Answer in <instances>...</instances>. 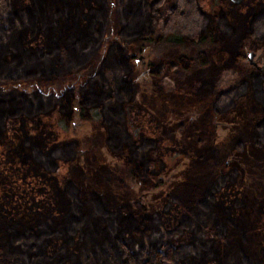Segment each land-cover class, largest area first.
Listing matches in <instances>:
<instances>
[{"label": "trees", "instance_id": "16d2710c", "mask_svg": "<svg viewBox=\"0 0 264 264\" xmlns=\"http://www.w3.org/2000/svg\"><path fill=\"white\" fill-rule=\"evenodd\" d=\"M109 6L117 27L106 35ZM117 35L134 38L140 51L160 41L197 47L157 60L156 74L204 64L200 47L225 38L240 61L246 43L264 35V0H0V264H264V187L243 220L244 189L224 161L193 198L166 190L149 207L137 198L135 208L108 205L93 188L82 198L73 178L59 173L89 139L70 125L89 119L103 125L108 149L125 152L130 179L160 183L166 160L179 152L154 117L138 115L139 71ZM99 47L95 68L77 71ZM247 67L205 111L223 112L248 87L259 112L251 139L264 147V66Z\"/></svg>", "mask_w": 264, "mask_h": 264}, {"label": "rangeland", "instance_id": "374dc122", "mask_svg": "<svg viewBox=\"0 0 264 264\" xmlns=\"http://www.w3.org/2000/svg\"><path fill=\"white\" fill-rule=\"evenodd\" d=\"M234 7L237 8V5ZM108 14L104 28L106 35L113 33L117 27L114 7L109 6ZM116 39L124 50L132 51L131 64L139 71L132 81L133 102L138 108V115L145 122L147 118L151 120L154 117L161 138L177 147L179 152L166 160L160 183L155 184L156 179L152 176L130 179L124 171L125 152L108 149L104 142L103 125L89 119L70 125L72 134L81 139L88 135L89 139L86 146L76 148L67 168L60 169L59 173L73 178L82 198L88 189L93 188L99 191L108 205L127 201L133 204L137 198L149 207L162 200L166 190L178 193L186 200L193 198L194 193L209 182L215 169L224 161L237 169L246 200L241 218L249 222L252 197L255 194L260 196L263 191L260 189L264 187V147L254 144L251 139V125L259 112L248 87L223 112L209 116L205 111L206 102L217 89L246 78L245 72L250 63L245 57L240 61L233 59L232 38L202 45L200 48L206 59L204 64L192 62L188 68L166 67L157 74L150 73L144 66L149 67V62L168 59L179 53L193 55L197 47L186 41L183 46L160 41L150 43L140 51L134 38L117 35ZM248 48L254 50L256 62L264 65V35L248 41L244 55ZM219 49L222 52H216ZM215 52L216 58L222 56L220 63L213 59ZM100 54L101 47L76 70H93ZM139 54L144 62L137 58ZM73 73H63L61 76L70 78ZM205 126H208V131H205ZM210 145L216 150L215 154L210 155ZM147 165L151 167L153 163ZM132 207L135 208V205Z\"/></svg>", "mask_w": 264, "mask_h": 264}, {"label": "water", "instance_id": "95a60500", "mask_svg": "<svg viewBox=\"0 0 264 264\" xmlns=\"http://www.w3.org/2000/svg\"><path fill=\"white\" fill-rule=\"evenodd\" d=\"M230 1H232L234 3H237V2H239L241 0H230ZM253 54H254V50L253 49L248 48V49L245 50V58L247 59V61L250 64L254 65L256 68H259L260 69L262 67V65L261 64H258L256 62V60L253 58Z\"/></svg>", "mask_w": 264, "mask_h": 264}, {"label": "flooded vegetation", "instance_id": "af4514ba", "mask_svg": "<svg viewBox=\"0 0 264 264\" xmlns=\"http://www.w3.org/2000/svg\"><path fill=\"white\" fill-rule=\"evenodd\" d=\"M141 57H142V55H140V54H139V56H137V58H139V59H141ZM133 59H136V58L133 57ZM141 62H144V60L142 61V59H141ZM156 62H157V61H155V62H149V63H148V66H149V67H147V65H146V66H144V68H145L146 70H149L150 73H153V69H154L153 66H155L154 64H155ZM263 66H264V65H262V67H263ZM262 67H261V68H262Z\"/></svg>", "mask_w": 264, "mask_h": 264}]
</instances>
